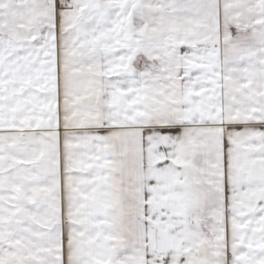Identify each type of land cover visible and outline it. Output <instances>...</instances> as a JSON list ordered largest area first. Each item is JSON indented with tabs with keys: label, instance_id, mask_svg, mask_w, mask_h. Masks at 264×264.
<instances>
[{
	"label": "snow or ice",
	"instance_id": "obj_1",
	"mask_svg": "<svg viewBox=\"0 0 264 264\" xmlns=\"http://www.w3.org/2000/svg\"><path fill=\"white\" fill-rule=\"evenodd\" d=\"M0 264H264V0H0Z\"/></svg>",
	"mask_w": 264,
	"mask_h": 264
}]
</instances>
